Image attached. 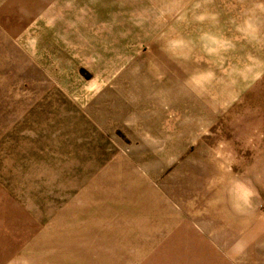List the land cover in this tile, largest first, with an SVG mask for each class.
I'll list each match as a JSON object with an SVG mask.
<instances>
[{
	"label": "rangeland",
	"instance_id": "1",
	"mask_svg": "<svg viewBox=\"0 0 264 264\" xmlns=\"http://www.w3.org/2000/svg\"><path fill=\"white\" fill-rule=\"evenodd\" d=\"M0 264H264V0H0Z\"/></svg>",
	"mask_w": 264,
	"mask_h": 264
}]
</instances>
